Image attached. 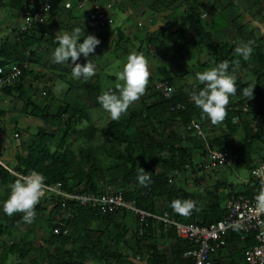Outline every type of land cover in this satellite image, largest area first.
<instances>
[{"label": "trees", "instance_id": "1", "mask_svg": "<svg viewBox=\"0 0 264 264\" xmlns=\"http://www.w3.org/2000/svg\"><path fill=\"white\" fill-rule=\"evenodd\" d=\"M257 1L264 3V0ZM184 2L187 6L185 15L188 29L194 34L196 44H204L215 64L224 60L232 61L231 53L234 46L229 42H218L213 33L200 23L198 15L200 0ZM221 29L222 27L214 33L220 32ZM236 31L243 36L245 27L238 26ZM161 32L164 33V37L167 36V30L163 29ZM175 35L177 40L175 44L178 46L175 50H181L189 44L183 27L175 31ZM40 40L39 37L29 34L27 28L16 32L14 43L4 41L0 44V67L7 68L16 64L21 69L19 78L5 86L2 92H12L17 88L18 97L23 100V110L38 107L27 98L20 82L26 72L24 64L29 62L32 53L30 49ZM261 40H264V33L255 38V46H252L251 57L255 59V64L251 63L250 59L248 62L243 60L244 69L252 71L255 76L254 96L251 98L255 106L253 112L255 120L242 118V112L232 108L235 105L230 99L223 119L227 139L222 140L224 137H221L214 140L216 145H222L229 153L235 155L237 163L248 169L256 162L255 155L258 151L263 154L260 160H264V42ZM158 72L157 77L149 79L150 84L145 93L135 101L138 107L131 110L128 116H121L118 121L110 119L100 130L103 137L101 142L95 138L99 130L94 125H88L76 136L79 139L82 135L86 144L84 147L80 146L77 152L70 148L63 149L65 136L54 141L51 133L41 131L33 144L21 147V152L11 169L20 175L36 170L45 176V184L60 183L61 187L69 192L100 194L110 186L114 192H121L123 198L138 210L156 215L166 212L169 218L182 224L208 226L222 219L227 212L225 207L227 200L238 197L239 194L250 195L261 191L262 186L251 177L245 184L246 188L239 191H235L230 185L227 188L223 180H216L202 190H188L177 185L180 174L192 169L194 159L192 152L198 149L196 147L190 149V145L185 141V135L178 130L169 128L168 125L162 126L166 122L170 124L179 121L188 129V124L195 116L202 122H206L207 119L191 100L188 92L191 88L184 90L178 86L175 77L172 78L170 72L164 68H159ZM101 78L100 73L94 77L98 91H101ZM160 81L171 88L170 96L166 97L162 88L156 89L155 84ZM236 84L238 95L243 92L244 87L252 83ZM46 109H39V112L44 110L45 120L50 117L52 119L50 122H57L60 113L54 115ZM83 112V116L86 117L87 112L84 108ZM235 117L237 121H234ZM238 121L241 122L243 136L240 142L234 143ZM72 123L67 121V132L70 130L71 133H75L76 130L73 131L71 128ZM52 141L56 144L54 150H51ZM102 153L108 155L109 161L106 156L99 160L98 156ZM141 167L145 169L144 174L151 177L144 185L137 180ZM17 179L20 177L0 168V206L8 198L11 185ZM116 185L117 190L114 188ZM4 189H7L6 193H3ZM176 199L194 203L189 215H180L172 209L171 202ZM41 202L35 206L36 214L45 210L40 206ZM52 204V215L55 214L52 219L54 218L55 222L51 230L48 223L49 235L43 239V244L29 239L28 232L17 241L8 240L13 227L30 224L22 219L23 213L8 216L0 211V264H89L88 256L95 259V264H139L121 251L110 248V241L118 245L126 240L131 255L143 258V264L189 263L190 259L183 254L192 243L178 237L175 227L171 224H165L149 215L141 217L131 209L109 214L74 202L67 208L69 218L64 220L61 214L56 215L60 201L55 200ZM129 215L134 217L132 218L134 231L126 239L128 230L124 223L126 216ZM63 228L69 229V232L62 234ZM255 245L253 233L241 238L237 232L231 230L226 245L212 253L210 258L213 264H248L245 250ZM166 246L167 251L164 250ZM225 249L228 255L223 258L221 253ZM34 254H38L41 261ZM12 257L14 260L11 262Z\"/></svg>", "mask_w": 264, "mask_h": 264}, {"label": "crops", "instance_id": "2", "mask_svg": "<svg viewBox=\"0 0 264 264\" xmlns=\"http://www.w3.org/2000/svg\"><path fill=\"white\" fill-rule=\"evenodd\" d=\"M51 2L47 13L27 25L24 22L25 11L35 9L41 0H0V44L4 41L14 43L16 32L24 28L41 39L30 49L32 53L29 62L24 64L26 72L20 82L27 98L38 107L23 110V100L18 97L17 88L8 93L0 92V156L10 168L13 166L7 162L14 164L21 147L33 144L41 131L51 133L54 141L57 136L59 140L65 136L63 149L70 148L75 152L73 143L77 148L82 146L79 139H73L81 134L79 129L88 125L98 129L92 118V111L99 107L96 98L100 94L94 84L95 75L100 73L105 81H111L114 85L107 84L106 88L116 91V84L121 83L116 73L105 75V72L115 67L116 72L122 70L125 62L121 63V59H127L131 52L142 54L148 63L146 88L150 84L149 79L157 77L159 68H164L172 78L175 77L178 86L192 90L201 85L196 73L216 65L208 49L204 44H196L194 34L188 29L184 0H92L83 6L78 0ZM263 6L264 3L257 0H200V23L213 33L218 42H229L234 46L229 72L236 76L237 83H255V76L252 71L244 69L243 59L235 53V48L249 41L254 47L255 38L264 33ZM96 7L101 10L102 17L92 14ZM76 26L84 28L85 35L92 34L100 40L94 53L88 57L81 55L76 61L86 63L91 60L96 65L95 75L88 79H74L71 65L53 63L50 59L52 51L58 46L55 37ZM238 26L245 27L243 36L237 33ZM180 27L185 30L189 44L175 50L178 48L175 31ZM220 27L221 31L214 33ZM163 29L167 30L165 37L161 32ZM69 61L71 63V58ZM250 62L255 64V59L250 57ZM100 83L102 88L104 81ZM240 98L254 109L252 99H247L243 92L230 99L240 101ZM44 108L54 115L60 113L58 121L50 122V117L45 120L44 110L39 112ZM83 108L87 112L86 117L83 116ZM84 119L88 122L87 126L82 121ZM193 119L199 120L197 116ZM67 121L73 122L70 125L75 133L67 132ZM15 134H18V140ZM99 134L98 131L96 140ZM51 146L54 150L55 142ZM248 181L249 178L234 190H244ZM221 255L226 258L227 249Z\"/></svg>", "mask_w": 264, "mask_h": 264}, {"label": "clouds", "instance_id": "3", "mask_svg": "<svg viewBox=\"0 0 264 264\" xmlns=\"http://www.w3.org/2000/svg\"><path fill=\"white\" fill-rule=\"evenodd\" d=\"M83 29L76 26L71 31H64L57 35L55 39L58 46L50 55L53 63L71 65L74 79H88L96 73V65L91 60L86 63H76L81 55L88 57L90 53H94L96 46L100 43L98 37L92 34L85 35ZM82 36L84 38L81 41ZM252 51L251 41L235 48V53L245 61L250 59ZM236 63L238 64L239 61L237 60ZM229 67L230 61L224 60L209 69L197 72L196 78L203 87L189 91L195 106L212 124H217L225 118L230 97L237 93L236 76L229 72ZM116 75L121 82L116 84L117 90H107L96 99L109 114L110 119L118 121L122 114L127 113L130 105L145 93L149 78L148 63L142 54L131 52L122 70ZM254 87L255 84H250L243 88V95L247 99L254 96ZM144 172L145 169L141 167L137 174V180L142 185L151 180V177ZM45 180V176L36 170L21 176L11 185L9 196L3 201L0 211L8 216L23 213L22 219L26 223H32L36 215L35 206L39 203L44 191ZM256 201L258 208L264 211V189L257 193ZM171 207L176 213L187 216L194 207V203L176 199L171 202ZM231 227L239 230L241 225L232 224Z\"/></svg>", "mask_w": 264, "mask_h": 264}, {"label": "built area", "instance_id": "4", "mask_svg": "<svg viewBox=\"0 0 264 264\" xmlns=\"http://www.w3.org/2000/svg\"><path fill=\"white\" fill-rule=\"evenodd\" d=\"M80 6L90 4L92 0H78ZM51 0H42L40 5L33 11H26L24 16L25 24L29 25L34 19H38L43 14L47 13L51 8ZM69 5V4H66ZM92 14L96 17H102L103 14L99 8ZM25 29V28H24ZM23 29V30H24ZM21 73V69L16 64L10 65L7 68L0 67V92L2 89L14 83ZM159 89L167 95H171V88L165 82L160 81L157 84ZM197 123H193L195 125ZM18 140V134H15ZM1 155V154H0ZM211 163L220 165L229 164L231 159L235 157L229 152L222 151L216 148H209L205 152ZM0 168L8 170L10 173L21 177L23 175L14 172L1 159ZM250 177L256 181L264 189V160H257L250 169ZM259 192V191H258ZM258 192L250 195L239 194L238 197L231 198L225 203L226 215L215 223L208 226L198 224H182L168 217V213L164 212L161 215L152 214L142 210H138L130 205L122 196L121 192H114L108 186L103 193L97 194L93 192H69L62 188L60 183L45 184L42 195H54L60 201L58 214L64 219L69 218L70 213L67 208L71 202L83 206H98L104 211H120L122 209H131L136 215H149L165 224H171L175 227L177 236L187 239L192 243V246L184 252V257L190 259L187 264H213L211 254L216 253L226 245V240L231 230H234L231 225L239 224V230H234L240 237H245L247 234L253 233L256 245L245 250L248 264H264V211H261L257 206L256 196ZM51 193V194H50ZM42 197V196H41ZM61 223V222H60ZM63 234H67L68 230L63 229Z\"/></svg>", "mask_w": 264, "mask_h": 264}, {"label": "rangeland", "instance_id": "5", "mask_svg": "<svg viewBox=\"0 0 264 264\" xmlns=\"http://www.w3.org/2000/svg\"><path fill=\"white\" fill-rule=\"evenodd\" d=\"M126 58H122L121 59V63L126 62ZM117 67L112 68L110 70H106L105 75L107 73H111L112 75H114V73H117ZM102 81H104V84L102 85L100 94H102L103 92L107 91L108 88L107 84L113 86L114 84L111 81H105L103 76L101 78ZM158 84V82L155 84V86ZM156 89H159L156 86ZM164 95L166 97H168L165 93ZM192 100V99H191ZM247 102V101H246ZM231 103L235 105L234 108L235 110H239L240 112H242L243 116L242 118H246L248 120H255V115L253 114V112L255 111V109H253V107L249 106L250 104L244 103V99L240 98V101H235V100H231ZM135 107H138V104L133 102L132 105H130L127 113L122 114V116H128L129 112L133 109H135ZM97 108V109H96ZM94 112V117L92 116V118L94 119V122L97 124L98 126V130H99V136H98V140L99 142H101L103 140L102 137V133L100 132V130L106 125V123L110 120L109 114L101 107V105L99 104V107L96 106L94 108V110L92 111ZM96 113V115H95ZM83 123L87 126L88 122L84 120H82ZM196 119L191 120V122L188 124V129L186 127L182 126V123L179 121H175L174 123H170L166 122L162 127H166L168 125L169 128L178 130L180 133L185 135V141L188 145H190V149L196 147L198 150H193L192 155L194 157L193 159V165H192V169L189 171H186L182 174H180V177L178 179L177 185L181 186V187H185L188 190H202V188L209 186L210 184L212 185L213 182H215L216 180H223L225 181L224 183L226 184L225 186H227V188H229L228 185H230L233 188H237L239 186H241L243 183H245L244 181L247 180L250 177V169H248L247 167H245L242 164H239L235 161L234 159H231L229 164L226 165H220L218 163H211L209 157L207 155H205V152H207V150L209 148H216V149H220L222 151L228 152L222 145H216L214 140L215 139H220L221 137H224L222 140H226L227 138L225 137V133L227 132V129L224 125V121H221L217 124H212L211 121L208 122H202ZM234 121H237V118H234ZM239 122V121H238ZM193 123H197L195 125H192ZM240 123L239 122V126L237 128V131L234 134V143L236 142H240V140L242 139L243 136V132L240 128ZM84 128H80L79 130H83ZM60 132V131H59ZM84 132V131H83ZM61 134V133H60ZM57 133V135H60ZM78 135V134H77ZM79 140L80 142L83 144L82 147L86 146L85 141L82 139V135L79 136ZM59 138L58 136L56 137V139ZM74 140L77 139V137L73 138ZM70 141V140H69ZM97 143V142H96ZM73 143L72 146L75 149V152H77L78 148L77 146H75ZM95 145V144H94ZM92 145V146H94ZM219 147V148H217ZM88 149V148H87ZM231 154V153H230ZM232 155V154H231ZM262 152L258 151L255 155V159L259 160L262 156ZM106 157H108V155L105 154H101L98 156L99 160L101 161L102 159H104ZM235 157V155H233ZM107 160V159H106ZM109 161V157L108 160ZM106 161V162H107ZM7 163H9L10 166H13V163L8 161ZM118 185L114 186V188L117 190ZM7 189H4L3 193H6ZM51 194V193H50ZM58 200L56 199V197L54 195H42V197H40V201L41 207H44L45 210L42 211L39 214L35 215V218L33 220L32 223H29V226H25V225H17L15 227L12 228V235L9 236L8 240H18L21 237H25L26 234L25 232H28V236L29 239L32 238L33 241H35L36 243H42L43 239L46 238L49 235V227L51 230V226L52 224L55 222V219L52 217L55 216V214L52 215L53 213V204L52 202ZM90 207H94V209H98L101 212L104 213H114V211L110 212V211H104L102 210L100 207L98 206H90ZM121 211V210H120ZM56 215L59 216V214L57 213ZM133 216L129 215L126 216L125 218V223L126 227H127V234H126V239L129 238L130 233L134 231V222H133ZM52 219V220H51ZM68 219V218H67ZM64 219V220H67ZM48 223H49V227H48ZM66 229V228H63ZM53 230V228H52ZM69 232V229H67ZM32 232V233H31ZM63 234V232H61ZM126 240L123 243L120 244H116V243H112L111 241L109 242L110 248L112 250H117V251H121L122 253L126 254L129 256V258L132 261H135L139 264H143L144 259L141 257H137L134 255H131V249L128 248L126 246L127 244ZM43 244V243H42ZM165 251L168 250V246H166L164 248ZM35 257H37V259H39V261H41V258L38 254H34ZM14 260V257L11 258V262ZM24 262L26 261L23 260ZM22 261V262H23ZM88 263L89 264H95L96 261L95 259H93L92 257L88 256Z\"/></svg>", "mask_w": 264, "mask_h": 264}]
</instances>
